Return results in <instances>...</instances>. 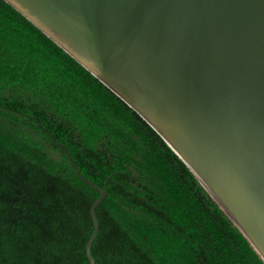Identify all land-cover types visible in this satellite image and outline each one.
<instances>
[{
	"label": "trees",
	"instance_id": "16d2710c",
	"mask_svg": "<svg viewBox=\"0 0 264 264\" xmlns=\"http://www.w3.org/2000/svg\"><path fill=\"white\" fill-rule=\"evenodd\" d=\"M38 124L66 145L83 175L106 187L95 209V264H263L164 139L6 0L0 264H89V208L98 192Z\"/></svg>",
	"mask_w": 264,
	"mask_h": 264
},
{
	"label": "water",
	"instance_id": "95a60500",
	"mask_svg": "<svg viewBox=\"0 0 264 264\" xmlns=\"http://www.w3.org/2000/svg\"><path fill=\"white\" fill-rule=\"evenodd\" d=\"M6 1L164 139L264 264V0ZM41 128L98 192L85 244L95 264L106 187Z\"/></svg>",
	"mask_w": 264,
	"mask_h": 264
},
{
	"label": "flooded vegetation",
	"instance_id": "af4514ba",
	"mask_svg": "<svg viewBox=\"0 0 264 264\" xmlns=\"http://www.w3.org/2000/svg\"><path fill=\"white\" fill-rule=\"evenodd\" d=\"M42 129V128H41ZM35 131H36V129H34V131H33V134H35ZM45 132V131H44ZM46 133V132H45ZM47 134V133H46ZM48 135V134H47ZM47 146H49V143H47ZM54 154H55V156H56V153H58L57 151H52Z\"/></svg>",
	"mask_w": 264,
	"mask_h": 264
}]
</instances>
